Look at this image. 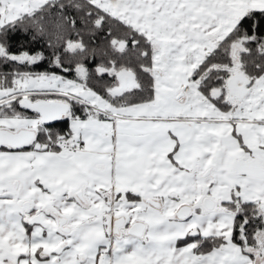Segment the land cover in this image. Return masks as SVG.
Wrapping results in <instances>:
<instances>
[{"label":"snow or ice","instance_id":"1","mask_svg":"<svg viewBox=\"0 0 264 264\" xmlns=\"http://www.w3.org/2000/svg\"><path fill=\"white\" fill-rule=\"evenodd\" d=\"M0 264H264V0H0Z\"/></svg>","mask_w":264,"mask_h":264}]
</instances>
